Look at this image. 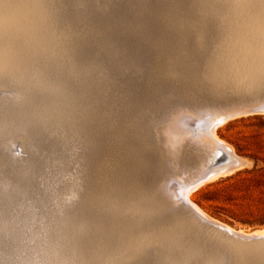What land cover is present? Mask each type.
Here are the masks:
<instances>
[{
  "label": "rangeland",
  "instance_id": "obj_1",
  "mask_svg": "<svg viewBox=\"0 0 264 264\" xmlns=\"http://www.w3.org/2000/svg\"><path fill=\"white\" fill-rule=\"evenodd\" d=\"M45 2L53 38L32 29L0 35V264H82L78 249L95 240L106 218L133 212V194L114 206L112 197L127 190L113 174L137 164L138 229L148 225L161 189L173 211L191 216L184 237L195 248L220 264L229 256L232 264H247L254 252L235 256L217 239L232 238L225 227L264 228L260 10L252 0ZM43 41L54 43L45 48ZM217 144L242 160L205 178L224 160ZM201 178L190 198L221 226L159 186L161 179ZM156 244L151 264H202L193 255L158 258Z\"/></svg>",
  "mask_w": 264,
  "mask_h": 264
},
{
  "label": "bare ground",
  "instance_id": "obj_2",
  "mask_svg": "<svg viewBox=\"0 0 264 264\" xmlns=\"http://www.w3.org/2000/svg\"><path fill=\"white\" fill-rule=\"evenodd\" d=\"M45 1H47V0H0V35L4 34V35L9 36L11 34V36H12V34H14V33H19L20 31L21 32L30 31V29H32V30H35L36 32L40 31V33H42L44 35H49V36L51 35V37H52L53 36L52 27H51L52 24L50 23L51 24V26H50L48 24L47 18H46V15L48 14L49 9H50V5L48 2H47L48 5H45V3H46ZM56 2H57V0H56ZM218 9L219 8L216 5L213 6L212 12H210V14L211 13L216 14L218 12ZM191 10H192V8H191ZM197 11H199V10H197ZM103 21L104 20H102V23H103ZM193 22H195V21H193ZM84 24H85V22H84ZM23 34H24V32H23ZM58 35H60V34H58ZM31 37H33V36H31ZM49 42L50 41H48V42L43 41L42 42L43 44L45 43L44 44L45 48H46V46L48 47L49 44L51 45L52 43H54L52 41H51L52 43L51 42L49 43ZM32 45H35V44L33 43ZM40 47H39V51H40ZM14 51H16V50H14ZM20 56L22 57V55H20ZM32 57H30V59H32ZM62 58H64V57H62ZM30 59H27V60H30ZM70 62L72 63V61H70ZM3 63H5V62H3ZM78 63H80V62H78ZM0 69L1 70L3 69V65H0ZM261 108H259V109H261ZM259 109H257V110H259ZM201 120H203V119H201ZM194 121H195V119H194ZM218 122H219V120H217L216 123L209 124V127L207 128V132L211 133V134L214 133L213 132L214 128ZM15 124H16V122H15ZM182 128H184V127H182ZM192 128H193V125H192ZM197 128H199V127H197ZM152 129H153V127H152ZM158 133H160V132H158ZM202 134H205V133H202ZM44 135H46V134H44ZM199 135H200V133H199ZM201 137H202V135H201ZM203 138H204V136H203ZM218 139L219 138H217V140ZM198 140H200V139H198ZM219 141H220V139H219ZM8 143H10V142H8ZM200 143H202V142H200ZM217 145H219V144H217ZM227 145L228 144H226V145L220 144L219 145V147L224 149L222 151V153L225 156V157H222V158H224V160L221 163H213L211 168L207 172L205 178L214 177V176L218 175L220 172H222V169H224L225 167L236 166L241 162L242 158L234 155L233 154L234 152L232 153L231 149L229 150L230 147L229 146L227 147ZM18 150H20V149H18ZM16 153H18V151H16ZM20 154H22V153H20ZM121 157L122 156H119V158H121ZM181 157H183V156H181ZM10 163H12L14 168H17V169L23 168L19 161H12L11 160ZM119 168H120V166L117 167L116 170L114 171L113 178L117 181L119 180V182L122 185V188L119 185L120 189H122V191L125 189L124 187H126L127 192H129V191H132V192L128 195L127 192L124 190L125 191L124 195H121V196L119 195L118 197L114 195L113 196L114 198L112 197V200H113V203L115 206L116 202L118 200H125V201L129 200L128 197H126V196L132 197L131 195L133 194V198H135V200H133L134 201L133 202V212L131 214H124V213L122 214L120 212L117 215L108 216L106 218V224H105L104 228L102 229V231L96 236L95 240L92 242H89V241L85 242L86 244L82 245L81 248L78 249V251H80L79 255L82 258V260H81L82 264H151V261H150L151 252H150V250L152 248L150 249V246L152 243H157L153 248L152 254H154L158 258H160V255H161L163 257V259H167V261H169V260H172V261L173 260H181L185 256L193 255L195 257H198L199 260H201L202 264H220L221 263V260H219L216 255H214L212 253H208L205 250L195 248L194 244L190 243L188 240L185 239L184 234L187 232V230H189V228H191L193 226V220L191 219L190 215L187 216L183 212L173 211L169 205V202H168L166 196L164 194H162L161 189H160L159 193L153 194V197H152V200L150 203L151 208H149L147 210V214L149 217L148 218L149 219L148 225L145 224L143 229H138L139 228V226H138V222H139V220H138V214H139L138 213V164L135 167L127 168L126 171L128 174H121L120 175L119 174L120 173ZM161 169H162V167H161ZM129 173H131V174H129ZM41 177H42V175H41ZM205 178H201V179L197 180L195 183L188 182V183H169V184H166V182L164 183L165 179H161L159 186L163 190L164 186L166 187V185H168L170 187V189L174 192V195L176 197H178L187 206V208L190 211L194 212L199 218H201L204 221H207L209 224L221 226L220 222L218 223L217 220H214V219L210 218L209 216H207V214H205L200 209V207H198L190 198L191 191L194 190V188L196 186H199V184L202 183L205 180ZM141 187H143V186H141ZM3 188H5V187H3ZM102 198L103 197H101V199ZM109 208H110V206H109ZM63 209H65V208H63ZM103 209H106V208H103ZM78 212H80V211H78ZM100 212L101 211H99V213ZM115 212H117V211H115ZM96 214H98V213H96ZM226 226H228V225H226ZM225 229L232 234V238H227L225 240L218 238L217 240H218V242L224 243L229 248V250H231L233 252V254L235 256L239 255L240 253L242 254V253L248 252V251H252V252H254V254H258L261 250H264V243H263L264 236L261 235V233H264V228L256 229V230H250V231L233 230V229H230L229 227H225ZM232 263H233V261L230 264H232ZM152 264H153V261H152Z\"/></svg>",
  "mask_w": 264,
  "mask_h": 264
},
{
  "label": "snow or ice",
  "instance_id": "obj_3",
  "mask_svg": "<svg viewBox=\"0 0 264 264\" xmlns=\"http://www.w3.org/2000/svg\"><path fill=\"white\" fill-rule=\"evenodd\" d=\"M192 7H199V4L190 5ZM208 6V5H204ZM251 7L257 8L261 12V20H262V29H264V0H252ZM256 83L259 87L264 90V48L261 50L260 62H259V69L256 75ZM264 236V233H261ZM232 258L229 256L227 257V261L231 262ZM247 264H264V250H261L258 254H253L247 260Z\"/></svg>",
  "mask_w": 264,
  "mask_h": 264
},
{
  "label": "water",
  "instance_id": "obj_4",
  "mask_svg": "<svg viewBox=\"0 0 264 264\" xmlns=\"http://www.w3.org/2000/svg\"><path fill=\"white\" fill-rule=\"evenodd\" d=\"M256 107H257V106H252V107L248 108V110H249V111H254Z\"/></svg>",
  "mask_w": 264,
  "mask_h": 264
}]
</instances>
